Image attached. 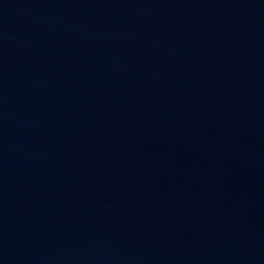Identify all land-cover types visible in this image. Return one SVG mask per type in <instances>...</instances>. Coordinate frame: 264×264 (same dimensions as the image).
Here are the masks:
<instances>
[{"label": "water", "instance_id": "1", "mask_svg": "<svg viewBox=\"0 0 264 264\" xmlns=\"http://www.w3.org/2000/svg\"><path fill=\"white\" fill-rule=\"evenodd\" d=\"M0 264H264V0H0Z\"/></svg>", "mask_w": 264, "mask_h": 264}]
</instances>
